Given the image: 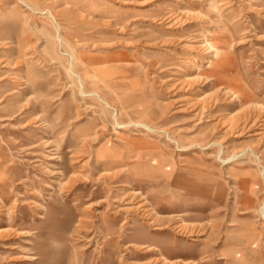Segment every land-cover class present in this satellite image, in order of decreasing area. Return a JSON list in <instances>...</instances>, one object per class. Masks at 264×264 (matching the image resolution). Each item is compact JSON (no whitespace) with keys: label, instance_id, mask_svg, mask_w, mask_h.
<instances>
[{"label":"rangeland","instance_id":"374dc122","mask_svg":"<svg viewBox=\"0 0 264 264\" xmlns=\"http://www.w3.org/2000/svg\"><path fill=\"white\" fill-rule=\"evenodd\" d=\"M0 208V264H264V0H0Z\"/></svg>","mask_w":264,"mask_h":264},{"label":"bare ground","instance_id":"6f19581e","mask_svg":"<svg viewBox=\"0 0 264 264\" xmlns=\"http://www.w3.org/2000/svg\"><path fill=\"white\" fill-rule=\"evenodd\" d=\"M206 1V0H205ZM209 2H210V0H208ZM203 3V2H202ZM6 5V4H5ZM215 5V4H214ZM214 7V6H213ZM214 10V9H213ZM168 12H170V11H168ZM218 12V11H217ZM171 13V12H170ZM174 13H175V11H174ZM229 14V13H228ZM170 15V14H169ZM168 15V16H169ZM173 15V14H172ZM233 15V14H232ZM167 16V15H166ZM176 16H178V14L176 15ZM223 16H225V15H223ZM165 17V16H164ZM171 17V16H170ZM174 17V16H173ZM220 17V16H219ZM161 18H162V16H161ZM169 18V17H168ZM167 18V19H168ZM175 18V17H174ZM158 19H159V17H158ZM171 19H173V18H171ZM165 20V19H164ZM166 21V20H165ZM174 21V20H173ZM232 21V20H231ZM164 22V21H163ZM172 22V21H171ZM167 23V22H166ZM169 24H170V22H169ZM227 25V24H226ZM203 40V39H202ZM65 46V45H64ZM205 49H206V52H209V53H211L212 55H209V53H208V57H205V59H206V67H210V66H212V64L214 63V60L215 59H219V57L221 56V54H222V50H221V48L217 45V42H215V41H213V40H208L207 41V38H206V41H205ZM209 56H212V57H209ZM95 72V71H94ZM94 72H93V75H94ZM89 73V72H88ZM87 74V73H86ZM87 75H89V74H87ZM95 78H97V76L95 77ZM230 90L232 91V94L234 95L235 94V96L236 97H238V96H240L241 95V93L239 92V91H237V90H235L234 88H230ZM229 91V90H228ZM100 94V93H99ZM97 98H99V97H97ZM119 104V103H118ZM253 104V103H252ZM202 105V104H201ZM206 105H207V103H206ZM120 109H122V108H120ZM251 111V110H250ZM121 112V111H120ZM150 112V111H149ZM128 113V112H127ZM129 114V113H128ZM246 114V113H245ZM132 115V114H131ZM130 116V115H129ZM128 116V117H129ZM244 115H242V117H243ZM131 117V116H130ZM247 117V116H246ZM229 119V118H228ZM243 119V118H242ZM241 119V120H242ZM234 120V119H233ZM232 121V120H231ZM134 133V132H133ZM136 133V132H135ZM140 134H142V133H140ZM99 151H97V153H98ZM108 155L109 156H107V160H106V162H105V160L103 161V162H105V166L106 167H109L112 163H115V162H118L119 160H117V159H115V158H113V153H112V151H110L109 150V152H108ZM88 166V165H87ZM13 182V181H12ZM14 187H15V185H14ZM9 189V188H8ZM9 194V193H8ZM5 195V194H4ZM13 199V198H12ZM131 206V205H130ZM134 207H136V206H133V208ZM1 209V208H0ZM3 209V208H2ZM141 209V208H140ZM4 212V211H3ZM145 213V212H144ZM147 216V215H146ZM148 220L149 221H151L152 222V218H148ZM185 228V227H184ZM178 229H179V227H178ZM187 229V228H186ZM187 231V230H186ZM193 231V230H192ZM191 231V232H192ZM4 232V231H3ZM190 233V232H189ZM6 234V233H5ZM191 234V233H190ZM2 237H4V236H2ZM141 245V244H140ZM144 248H147V251L148 250H157V249H155L154 248V246H152L151 244H144ZM141 250V249H140ZM161 256H159V258H164V259H166V257H164L162 254H160ZM33 257V256H32ZM158 257V256H157ZM35 258V257H34ZM33 259V258H32ZM158 259V258H157ZM154 260V259H153ZM158 261V260H157ZM160 261V260H159ZM148 263V262H147ZM152 263V262H151ZM155 263V262H154ZM153 263V264H154ZM150 264V263H149ZM157 264V263H156ZM159 264V263H158ZM164 264V263H163Z\"/></svg>","mask_w":264,"mask_h":264}]
</instances>
